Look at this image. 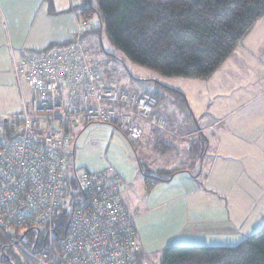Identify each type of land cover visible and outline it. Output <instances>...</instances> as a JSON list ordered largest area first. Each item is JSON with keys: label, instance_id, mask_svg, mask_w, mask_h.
Returning a JSON list of instances; mask_svg holds the SVG:
<instances>
[{"label": "built area", "instance_id": "1", "mask_svg": "<svg viewBox=\"0 0 264 264\" xmlns=\"http://www.w3.org/2000/svg\"><path fill=\"white\" fill-rule=\"evenodd\" d=\"M94 27L81 20L71 43L12 57L22 101L0 129V238L13 253L3 250L5 264H151L120 174L108 167L66 175L71 125H114L131 141L142 139L143 121L165 127L154 95L123 89L115 72L89 62L83 37Z\"/></svg>", "mask_w": 264, "mask_h": 264}, {"label": "crops", "instance_id": "2", "mask_svg": "<svg viewBox=\"0 0 264 264\" xmlns=\"http://www.w3.org/2000/svg\"><path fill=\"white\" fill-rule=\"evenodd\" d=\"M36 1L41 3L37 14L44 20L40 33L44 41L36 47L73 39L80 27L79 15L65 13L60 0ZM258 26L261 39L242 42L209 81L188 83L182 78L158 77L159 85L182 92L191 107L199 97L188 90L194 89L193 84L203 90L200 97L205 105L215 95L212 111L216 114L207 118L202 114V124L192 128L189 120L179 121L171 113L174 102H169L164 106L167 118H159L165 121L164 128L143 121L147 136L159 140L160 151L178 157L172 168L158 170L178 172L166 183L148 187L145 182L148 192L140 201L142 211L134 225L140 247H150L151 242L164 249L231 247L247 241L264 226V71L260 67L264 66V18ZM13 56L18 58L14 51L12 55L8 51L0 54V80L6 73L5 62ZM9 71L16 79L13 61ZM183 85L187 89H182ZM129 189L125 185L123 199Z\"/></svg>", "mask_w": 264, "mask_h": 264}, {"label": "trees", "instance_id": "3", "mask_svg": "<svg viewBox=\"0 0 264 264\" xmlns=\"http://www.w3.org/2000/svg\"><path fill=\"white\" fill-rule=\"evenodd\" d=\"M75 11L80 21L95 26L83 39L104 30L111 44L137 66L167 78L207 80L264 18V0H83ZM95 14L98 24L90 21ZM161 88L188 105L182 92ZM177 172L145 174L146 185L169 182ZM162 264H264V226L236 246H169Z\"/></svg>", "mask_w": 264, "mask_h": 264}, {"label": "rangeland", "instance_id": "4", "mask_svg": "<svg viewBox=\"0 0 264 264\" xmlns=\"http://www.w3.org/2000/svg\"><path fill=\"white\" fill-rule=\"evenodd\" d=\"M46 3L51 4L47 1ZM40 4L36 0H0L1 55H5L7 51L12 55L14 51L15 55L21 58L26 54L41 52L49 47L50 44L46 47H41V49L36 47L40 42L44 41V35H40L41 30L44 29V20L38 16L36 10ZM58 4H61L60 8H63L62 10H65V13L78 14V11H75V7L81 4V0H60ZM90 21L98 24L97 14ZM260 21L252 30L251 33L253 34L249 38L248 35L243 42L247 39L245 42L251 44L252 41H259L261 39L260 28L258 26ZM10 30L12 34L9 33ZM83 44L88 52L89 62L100 71L104 72L108 70L109 73L115 72L124 89L139 91L141 93L148 92L154 96L157 95L159 103L155 107V114L158 119L161 117L167 118L164 106L169 102H174V107L170 106L171 113L174 116L177 115L179 121L189 120L192 128H197V124H202L201 119L203 115L205 118L207 116L215 117L216 113L212 111L215 95L205 105V101L200 97V93L203 90L196 89V84H193L194 89L188 90L193 93L197 92L199 97L198 99H194V106L191 107L189 103L185 105L178 100L176 95H172L171 91L161 88L164 85L158 84H162V81L158 80V77H160L159 79L168 80L173 78L164 77L157 72L133 64L111 44L104 30L97 33H89L84 38ZM9 63L12 64V61L5 62L6 73H4V70L2 71L4 74L0 80V129L21 110V91L15 77L13 79L9 74ZM260 67L264 71V66ZM262 71L259 69L258 72L261 73ZM152 75H156L157 77L148 81L140 79L148 78V76L152 77ZM186 81L188 83H195L188 79ZM143 85H147V87ZM182 89H187V87L183 85ZM21 90L25 99H29V87L25 81ZM158 93L162 94L163 97ZM142 138V141L132 142L123 130L110 124L88 123L79 127L71 125L65 154L67 159V177L74 176L75 171L80 174L84 170L96 172L108 167H113L120 174L124 184L130 188L129 192L124 195V202L128 211L131 212L130 214L133 217L135 226V217H137L139 210L142 211L140 201L148 192L147 186L145 187V174L155 176L159 168H172L177 164L178 159L177 156L170 153H162L160 151L161 145L159 140L149 138L146 130H144ZM9 244L7 241H0V264H3L1 246H8ZM155 246L151 242L150 247L146 245L145 247H141L142 259L151 264H162L164 247L155 248ZM6 253L13 259V253L9 247H6Z\"/></svg>", "mask_w": 264, "mask_h": 264}, {"label": "water", "instance_id": "5", "mask_svg": "<svg viewBox=\"0 0 264 264\" xmlns=\"http://www.w3.org/2000/svg\"><path fill=\"white\" fill-rule=\"evenodd\" d=\"M4 259H5V261H8L9 260L8 256H5Z\"/></svg>", "mask_w": 264, "mask_h": 264}]
</instances>
